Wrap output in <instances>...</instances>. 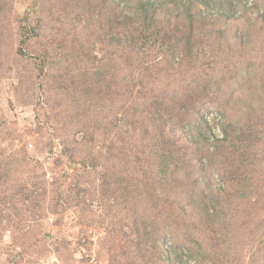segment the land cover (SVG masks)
Segmentation results:
<instances>
[{"label":"rangeland","instance_id":"374dc122","mask_svg":"<svg viewBox=\"0 0 264 264\" xmlns=\"http://www.w3.org/2000/svg\"><path fill=\"white\" fill-rule=\"evenodd\" d=\"M64 1L74 5L69 14L56 0L39 1L33 37L21 55L18 16L31 0H0V264H162L165 224L166 239L212 262L188 226L199 210L188 202L191 188L226 214L219 220L226 226L219 264H264V0H208L206 5L194 0L191 16L183 20L177 16L185 0L158 7L156 19L164 30L150 35L140 51L152 67L147 83L138 85L149 90L148 99L141 94L135 108L139 113L153 97L161 99L166 129L182 136L177 141L182 149L169 156L173 146L165 145L166 156H157L164 158L159 168L172 172L171 181L188 173L193 174L189 181L197 178L192 187L186 180L178 183L180 204L177 197L157 200L158 229L150 215L153 204L133 189L153 176L155 148L148 158L140 155L141 162L132 160L141 142L125 132L135 116L130 105L128 116H121L114 90L120 71L115 67L108 86L89 95L93 101L84 100V91L96 89L80 84L88 60L101 68L112 64L105 41L111 33L101 26L112 4L101 0L92 9L87 0ZM189 35L192 52L185 59L181 49ZM136 69L130 66L122 81L133 75L139 82ZM189 100L193 104L186 111ZM105 124L109 133L102 135ZM204 133L218 139L226 134V141L207 142ZM84 137L94 138L86 144L97 159L85 168L79 162L89 158L79 144ZM221 145L236 149L231 170L239 175L223 169L225 158L217 155ZM111 158L113 171L131 175L126 186L132 194L112 193Z\"/></svg>","mask_w":264,"mask_h":264},{"label":"trees","instance_id":"16d2710c","mask_svg":"<svg viewBox=\"0 0 264 264\" xmlns=\"http://www.w3.org/2000/svg\"><path fill=\"white\" fill-rule=\"evenodd\" d=\"M40 0H31V4L21 13V15L18 16V33H19V48L18 53L21 55H25V48L29 41L33 37V31L35 30V25L32 23V17H39L38 13V3ZM55 1V0H54ZM60 5L67 7L63 12L65 14H69L71 12V9H73L74 5L69 4L68 2H65L64 0H56ZM99 1L101 0H87L89 3V7L92 9H95ZM105 3L109 2V4H112V10H108V12L111 15L106 16L102 15L104 17V24L101 26L107 27L106 32L111 33L108 38L105 36V41L107 44L106 50L109 52V54L112 56L111 62L112 64H104L103 67H98L99 65H95L92 62H87L86 66L80 70L82 73V76L80 78V84L82 87L84 86H92L90 89H96L95 92L91 91H84L86 93V96L84 97V100L88 97L91 101L95 99V97H89L90 94L93 96L96 94V92L101 89L102 87L106 86L108 83H110V78L112 77L113 70L116 67V70L120 71V79L121 82L119 84L114 85V90L116 92V95H120L118 98V102L122 103L121 105V113L122 117H127L128 113V106L130 105V109H132V115L135 116V119L130 122L131 128L130 130H127L125 132H129L132 141L135 140L134 134H136V137L138 139V142H141L140 146H135L136 149L140 152L138 155L134 154L132 155V160L135 162H141L142 158H140V155H142L145 158H148L150 155L151 149L154 147L155 151L151 152L152 157H155L154 163L156 164L154 166V170L152 171L153 176L149 177L147 179L141 180V183H145L143 188H140L138 186L133 187V189L136 191V193H143L144 196L148 197L147 201L148 204H153V210L150 212V215L153 217L154 221H152L154 229H158V225L156 224V217L160 214V209L157 205V200H160L161 202H165L168 200H175L177 197V203L180 204V198L176 193V190L178 189V183L183 182V180H186V185H191L197 181L196 179H193L191 181L190 178L193 175L192 173H188L187 177L180 179L179 181H176V179H173L172 181L169 180L170 176L172 175V172H169V170H163L162 168H159V164L162 162L161 158L157 156L165 157L166 154H169V156H173V154H179L180 146H177V141H181L182 136L177 135L176 133H172V131H168L166 129V120L163 117L165 115L164 112H166V106H163V103L161 99H159L157 96L153 97L151 100H149V103H147V106H144L139 113H137V109L135 108L136 101H143V99H140L139 96L141 94H144V96L148 99L147 91L144 90V88H139L138 85H140L144 81V78L149 76V70L150 66L145 65V61L143 60V54L140 53L144 45L146 44V40H148V37L150 35H157L159 32L163 29L164 26H160V20L156 19L158 16V7L161 6L164 3H171L169 0H103ZM202 5L208 4V0H197ZM44 3L45 0H42ZM98 7V6H97ZM194 7V0H185L182 6L181 12H179L177 19L183 20L182 16H191L192 9ZM199 12L200 16L202 13L197 10V13ZM205 16L208 14L204 13ZM101 16V17H102ZM204 18L208 17H201V19L204 20ZM91 28V27H89ZM94 28V27H93ZM192 28V27H191ZM190 28V29H191ZM58 31L61 30V28L57 29ZM65 34H73V31L66 29ZM166 31V30H165ZM78 33V32H77ZM163 37V36H162ZM162 37L158 38L161 41ZM73 38V37H72ZM71 38V39H72ZM70 39V41H71ZM187 39V40H186ZM183 41V47L181 49V52L185 59L190 58V54L192 52L191 48V36L189 35L188 38H186ZM105 65H110L106 69H104ZM130 66H138V69L136 71L139 72V75L141 77V80L135 79V76L132 75L134 78H130L131 81L126 82V78L122 81V77L124 76L127 69H129ZM242 70L240 69L237 73V76L239 75L238 79L240 78V75H242ZM241 73V74H239ZM147 83V82H146ZM145 83H143L144 85ZM108 86V85H107ZM106 86V87H107ZM144 97V98H145ZM124 99V100H123ZM116 100V98H115ZM90 101V102H91ZM196 101V100H195ZM127 104L123 105V104ZM193 104L192 100H189L185 102L184 109L186 111L189 109V107ZM144 112V114H143ZM167 113V112H166ZM139 114L143 115H150L153 114L155 117L154 119L152 117L145 118L140 117ZM202 121L204 122V125L208 128H211L209 126V122L207 121V118L201 114ZM220 119V117H219ZM155 120V121H154ZM107 124V123H106ZM105 124L102 131V135H107L109 133V128ZM96 127H94V131L97 133L98 125L97 122L95 124ZM228 132V129H227ZM226 133V132H224ZM175 136H173V135ZM226 134H224L225 137ZM193 136V135H192ZM192 136H188V138H192V142H196L193 140ZM184 137V136H183ZM223 137V138H224ZM215 138L214 135H209L204 133L202 135V139L206 140L207 142H211L215 144L217 142L226 141V138ZM87 138L84 137L83 140L79 141V144L83 146L86 149V153L89 154V158H82L80 159V164L83 165L85 168L87 165L94 164L97 159L92 158L90 155L92 151L90 148L88 149L86 143H90L94 138L85 141ZM99 140V138H98ZM97 140V141H98ZM191 140V139H189ZM96 141V142H97ZM154 141V142H153ZM114 143V142H113ZM112 143V144H113ZM140 144V143H139ZM165 145L167 146H173V151L167 150V153L165 154ZM150 147V148H148ZM222 147V148H220ZM219 150L217 151V155L220 154V156L224 157L225 159L221 160L220 163L223 164V169H227V167L231 170L234 166V158L236 149L234 147H231L229 149L227 146L221 145ZM94 148V147H93ZM112 150H114L115 147L113 145L110 146ZM149 149L145 150L144 149ZM226 152L227 156L224 155V152ZM99 150H97L95 153H98ZM223 153V154H222ZM177 158V157H176ZM140 161H139V160ZM113 160L110 159V162H112L111 166H108V175L111 176V179L113 180L112 185V193L117 196H123L126 192L129 194H132L128 191L127 182L130 180L129 177L131 175L124 177L125 175L122 172L121 168H117L113 171ZM164 175L165 178L161 180V177L159 175ZM231 174L233 176L239 175L238 171L235 169V171L231 170ZM157 176V177H156ZM199 182H202L203 180L198 177ZM174 183V184H172ZM206 183V182H205ZM207 185V184H204ZM163 190V191H162ZM161 191V195L160 192ZM201 196H198L193 191V188H191L190 195L188 194V202H191L193 204V207H199L198 210V218L196 220H192L189 222V228L196 232L197 238H198V244L201 249H203L205 256H209L212 258V262L206 261L205 258L203 259L201 256H199V253H195L194 250L190 247H186L183 244H179L177 242L170 241L169 239H166V236L168 234V226L163 225L161 229L162 235H163V242L160 245V257H161V263L162 264H219L221 257L223 255V248L220 238V233L222 231H226V226L221 224L219 220L224 219L225 213L220 212L217 210H213L210 206L209 201H205V195L203 193H200ZM163 197V198H162ZM180 197H185L183 194L180 195ZM173 202V201H170ZM168 202V204H170ZM187 202V203H188ZM230 208V206H229ZM228 208V209H229ZM168 216H170L168 214ZM166 217V216H165ZM175 221V226H176ZM168 225V224H167ZM148 226V225H146ZM144 226V227H146ZM223 238L224 236L221 235ZM153 248V244L150 246Z\"/></svg>","mask_w":264,"mask_h":264}]
</instances>
